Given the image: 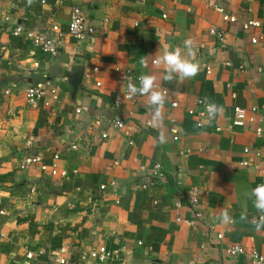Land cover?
Wrapping results in <instances>:
<instances>
[{"label":"crops","instance_id":"obj_1","mask_svg":"<svg viewBox=\"0 0 264 264\" xmlns=\"http://www.w3.org/2000/svg\"><path fill=\"white\" fill-rule=\"evenodd\" d=\"M73 7L83 10L97 33L81 42L65 34L55 58L13 36L14 22L37 29L56 23L65 33ZM218 8L235 20L225 22ZM250 19L261 27L244 31ZM211 27L225 32V43L209 35ZM254 35L261 40L252 45ZM187 39L204 48L196 57L199 73L164 81L155 58ZM34 61L39 70H30ZM203 65L211 67L210 74ZM263 65L264 0H35L31 6L27 0H0V264H19L33 247L42 249L38 259L46 262L49 253L64 248L76 260L79 251L119 244L125 246V261L108 264H251L229 257L230 245L264 256V228L254 229L259 214L245 195L264 183V134L254 132L264 127ZM116 68L153 75L157 90L168 92L158 125L152 124L147 98L137 95L118 107L123 130L104 123L92 127L94 119L116 112L110 108L114 96L125 91ZM42 72L58 88L52 118L46 108L33 109L25 101L26 89L42 81ZM197 98L223 108L201 130L187 115ZM78 107L86 110L77 115ZM234 107L246 111V127H231ZM172 127L180 132L177 142ZM55 154L59 171L77 175L51 177L48 168L24 163L25 157L39 156L50 166ZM245 161L249 165L242 167ZM155 164L169 179L137 190L150 181ZM192 187L200 191L202 219L187 226L176 219L192 218L186 202ZM225 209L236 222L217 240L216 232L225 229L217 217ZM242 212L246 221L240 220Z\"/></svg>","mask_w":264,"mask_h":264},{"label":"built area","instance_id":"obj_2","mask_svg":"<svg viewBox=\"0 0 264 264\" xmlns=\"http://www.w3.org/2000/svg\"><path fill=\"white\" fill-rule=\"evenodd\" d=\"M219 12L224 14L225 12L221 9H217ZM223 20L225 22L234 21L235 19L229 17L224 14ZM108 20H103V24H107ZM13 36L15 37H23L28 40L34 48L41 54L47 55L51 58H55L59 53V47L61 44L62 38H64L65 34H68L72 38H74L77 42L85 41L88 38L94 37L96 35V27L95 25L89 21L83 10L78 7H73L70 12L69 22L67 24L66 32L64 33L61 27L56 23H50L47 26L37 29V28H27L23 24L19 22H14L13 24ZM243 30L249 32L250 30H257L261 27V24L258 20L250 19L247 20L242 25ZM210 36L214 37L215 40L223 44L225 43V32L222 30H217L214 27H211L208 30ZM261 40V36H252L250 39V44L255 45ZM197 49V56H199L204 49L202 45L195 47ZM225 67H230L231 64L228 62L223 63ZM39 63L37 61L32 62L31 69L32 71L39 70ZM207 74H210L211 67L209 65H203ZM264 68V65H263ZM239 70H243V66L239 67ZM94 72L97 71L96 68L93 69ZM116 72L125 84V91L123 94H115L114 99L110 108L116 111L110 117H100L94 119L92 122V127L97 129L100 126L106 124L110 128L115 130H123L125 124L119 113L117 112L118 107L125 102H133L132 99L127 98V83L128 79L131 78L134 83L138 84L137 77L139 76L130 68H126L124 70H120L116 68ZM97 87H100V83H96ZM165 96H168L167 91H163ZM5 94H8V91H5ZM58 88L53 84V82L49 79V77L42 72V81L29 86L25 91V101L26 104L33 109H37L39 107L46 108L49 112L50 117H54L56 115V110L54 104L58 102ZM202 98H197L192 107L187 110V115L197 119V127L202 128L204 120L207 119L205 113V105L201 102ZM170 108L175 109L178 107V103L175 100H171L169 104ZM86 109L82 107H78L75 109V114L79 115L83 113ZM256 111L255 108L251 109V112L254 113ZM246 111L240 107L233 108V118L231 120V127L233 128H244L246 127ZM145 125L148 127L151 125L150 121L145 122ZM216 131H219V128H216ZM172 140L174 142L179 141L180 132L175 127L170 128L169 130ZM256 136H261L264 134V127L257 126L254 129ZM101 137H106V134L102 133ZM73 149L76 146L72 147ZM249 150H244L247 154ZM256 157H260L259 151L255 153ZM59 160V156L55 154L52 157V161L50 166H45L42 162V159L39 156H28L24 158V163L27 166L37 167L40 170H46L48 168L50 170L51 177H63L67 178L70 175H77V171L73 170L70 173L67 171H59L57 162ZM242 167L248 166V162H242L240 164ZM260 173L264 175V169L260 170ZM150 181H146L145 183L138 184L135 188L137 190L147 191L150 187H155L159 182H166L169 179V176L161 169L158 164H155L150 172ZM175 184L179 186V182L174 180ZM114 183H111L113 185ZM107 187L102 185L99 187L100 191H104ZM77 191H81V188L77 187ZM191 194L187 197L186 202L188 208L192 212V218L190 220H182L181 218H177L176 222L186 224L187 226H196L197 223L201 222L202 214L199 211L200 205V191L197 187L191 188ZM154 206L158 205L156 200L152 201ZM3 213V212H1ZM232 225H225L224 232H216L217 240H223V237L226 233H229L232 229ZM213 230V228H210ZM226 232V233H225ZM225 233V234H224ZM141 244L140 242L138 243ZM36 249V250H35ZM66 253L68 251L64 249H60L56 253H49V260L46 262H41L38 258L41 256L42 249L38 247H33L31 249H26L23 255L22 260L19 264H50V261H55L56 264H108L111 260H116L120 263L125 261V257L127 256V252L125 246L117 245L116 248L108 250L105 246H96L86 252L79 251L77 254L76 260H71L66 257ZM226 253L229 257L236 258L239 256L244 257L251 264H264V256L257 252L255 249H245L239 245H230Z\"/></svg>","mask_w":264,"mask_h":264},{"label":"clouds","instance_id":"obj_3","mask_svg":"<svg viewBox=\"0 0 264 264\" xmlns=\"http://www.w3.org/2000/svg\"><path fill=\"white\" fill-rule=\"evenodd\" d=\"M35 0H27L31 6ZM197 57V49L191 39L183 42V47H165L163 52L158 55L154 63L158 67L163 68L164 81L172 82L174 80L184 81L195 77L200 71V65ZM143 63V61H142ZM137 83H134L131 78L127 83V98L132 99L137 95L147 98V106L152 111V124L158 125L162 121L163 108L165 104V93L157 90L156 77L150 74H141L137 77ZM205 105V113L209 123H211L218 116L222 115L223 108L214 102H210L207 98L201 101ZM161 142H164L161 137ZM251 200L253 208L259 214L254 218L252 223L256 231L264 228V183L258 184L245 194ZM219 222L223 225H231L236 221L228 210H222L217 217ZM240 220L246 221L247 214L242 212Z\"/></svg>","mask_w":264,"mask_h":264},{"label":"water","instance_id":"obj_4","mask_svg":"<svg viewBox=\"0 0 264 264\" xmlns=\"http://www.w3.org/2000/svg\"><path fill=\"white\" fill-rule=\"evenodd\" d=\"M70 83H72V85L74 86V85L77 84V80H75V82H74V79H72V80L70 81Z\"/></svg>","mask_w":264,"mask_h":264},{"label":"trees","instance_id":"obj_5","mask_svg":"<svg viewBox=\"0 0 264 264\" xmlns=\"http://www.w3.org/2000/svg\"><path fill=\"white\" fill-rule=\"evenodd\" d=\"M197 129H198V130H201L202 128H198V127H197Z\"/></svg>","mask_w":264,"mask_h":264}]
</instances>
